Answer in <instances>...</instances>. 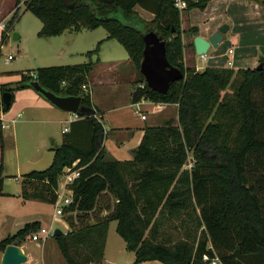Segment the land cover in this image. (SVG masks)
<instances>
[{
	"label": "trees",
	"instance_id": "1",
	"mask_svg": "<svg viewBox=\"0 0 264 264\" xmlns=\"http://www.w3.org/2000/svg\"><path fill=\"white\" fill-rule=\"evenodd\" d=\"M209 1L185 0L186 7L179 10L174 0H23L41 22L38 36L103 27L106 39L119 42L138 72L131 102L177 104V123L169 119L162 126L145 127L129 160L105 155L97 108L89 116L78 112L61 143L52 145L50 164L22 175L23 200L54 205L64 169L73 163L79 169L69 186L72 203L63 208L67 230L54 237L65 264H101L108 225L114 220L126 250L134 253L131 264H206L204 254L217 256L222 264H264V60L261 69L206 66L198 71L184 65L181 15L205 9ZM19 3L14 0L16 8ZM137 7L152 18L140 16ZM150 31L165 41L167 61L184 75L165 93L149 89L139 72L143 36ZM6 37L1 32L2 42ZM97 47L86 54L91 56ZM93 65L38 67L18 72L14 83L19 89L37 81L56 94L80 96L82 105L92 107L88 80ZM10 84L0 83V101ZM0 104L3 112L10 107ZM3 148L0 123V195ZM188 154L194 160L190 172L181 170ZM189 208L196 227H203L197 242L184 239L169 247L151 241L162 215L173 218ZM39 226V221L27 222L5 236L0 252L7 244L19 245Z\"/></svg>",
	"mask_w": 264,
	"mask_h": 264
},
{
	"label": "rangeland",
	"instance_id": "2",
	"mask_svg": "<svg viewBox=\"0 0 264 264\" xmlns=\"http://www.w3.org/2000/svg\"><path fill=\"white\" fill-rule=\"evenodd\" d=\"M136 11L147 20L152 18L149 13L139 8ZM0 24H4V29H0V83L12 84L18 81V72L21 71H32L44 66L73 65L92 61L94 65L89 77L91 82H93L95 99L100 101L103 106L109 108L114 105L113 101L115 100V95L110 89L111 85L108 83L111 76L121 80L125 75L127 67L132 65L133 71L136 74L134 81L138 79V72L133 64H130L126 50L116 40L106 39L107 31L103 27L77 32L64 30L65 32L62 35L49 37L38 36L37 33L41 28V22L26 8L23 0H20L17 8L14 5V0H0ZM1 32H5L7 36L4 42L1 41ZM14 32L19 34L17 38H13ZM70 33L71 36H67ZM188 46L192 48V42ZM96 47L97 51L91 56L86 54V52L92 51ZM8 54L12 58L8 62H5ZM195 60L196 65L204 64L198 55ZM115 61H117L116 64L118 63L117 68L119 70L116 72L109 71V64ZM6 73L11 74L8 75ZM20 93L18 91L15 93L10 107L2 112L5 121L9 122V127L3 128V163L4 161L7 163L6 172L9 174L17 170L23 173L33 169H44L52 160L50 143L43 136V125H12L11 118L16 116L17 113L25 112L23 101L19 97ZM141 110L147 116L145 127L162 126L169 119H173L174 124L177 123V118L173 117L176 113V106L167 110L165 109V113H158L159 118L156 119V122H153L146 107L139 108V111ZM128 114L131 115V110L128 111ZM160 115H164V117ZM135 119L136 121L140 119L139 114ZM58 128L60 127H57V130ZM107 143L110 144L109 141ZM101 148L104 150L103 144H101ZM193 163L194 160L188 154L181 170L190 172ZM8 188L10 191L17 188V182L13 180V177L8 180ZM57 188L58 190L61 189V180L57 182ZM13 201L9 200V203L12 204ZM36 201H30L27 210H23L22 212H18L17 210V213L15 212L12 218H6L3 209L0 208V240L7 234H13L18 228L23 226L24 222L38 218L42 222L41 226L50 227L51 233L55 229H60L62 232L66 230V223L62 217H53L55 204L42 201H38V203ZM189 213H191L190 208L187 211L179 212L173 218L167 217L165 214L162 215L158 221L157 230L150 236L151 241L165 244L169 247L184 239H187L191 243L197 242L199 232L203 227L199 226L197 228L189 217ZM114 233L116 234L115 231L109 232L105 256L111 260L108 258L106 260L114 262L113 264H131L134 260V254L125 249L122 240H119L121 241L119 242L114 239ZM29 234L19 244L22 249L24 246H27L26 243L31 244L30 246L38 256L41 264H62L63 258L52 234L37 242L31 241ZM23 264H34V261L27 256V261Z\"/></svg>",
	"mask_w": 264,
	"mask_h": 264
},
{
	"label": "crops",
	"instance_id": "3",
	"mask_svg": "<svg viewBox=\"0 0 264 264\" xmlns=\"http://www.w3.org/2000/svg\"><path fill=\"white\" fill-rule=\"evenodd\" d=\"M260 1L261 2H256L254 0H210L203 10L193 8L187 12H183L181 15V28L183 30L182 55L184 65L186 67H195L196 70L200 71L206 66L219 68L229 67L237 70L242 68H255L261 63V59L264 60V0ZM139 9L142 10L141 8ZM223 23L228 25V30L223 34L222 41L217 47H210L207 50L206 58L202 60L204 62L203 65H196L195 59L197 54L194 50L193 38L196 35L207 38ZM64 32L65 31L60 35L64 34ZM67 36H71V33ZM190 42H192L193 49L188 46ZM229 49H232V53L228 52ZM227 61H231V64L228 65ZM116 62L117 61L109 64V71L116 72L119 70L117 68L118 63L116 64ZM130 64H132L131 61ZM135 77L136 74L133 71L132 65L127 67L125 75L121 80L111 76L108 83L111 85L110 89L115 95V100L113 101L114 105L109 108L103 106L100 101L95 99L93 82H91L90 77L88 80L92 108H97L101 113L100 121L105 134L102 143L105 155L116 160L131 159L133 157V151L137 148L142 138L146 119H141L140 114L135 113V109L146 107L153 122H156V119L159 118L158 115L165 113V109L167 110L168 108L176 106V113L173 117L177 118V104L154 103L146 99H141L135 103L131 102ZM17 91L21 92L19 97L21 101H23L25 112L17 113L20 114V116L16 114V116L12 117V125L16 126L17 124H22L31 126L34 124H41L44 126L43 136L49 141L50 149L53 144H60L63 133L69 130L70 123L77 120L79 118L78 115L75 116L70 112L58 109L31 87H23L16 89V91L14 90L12 101ZM129 110H131V115L128 114ZM140 113H142V110ZM138 114L140 119L136 121L135 118ZM160 116L164 117V115ZM57 127L60 128L57 130ZM64 128L67 129L64 130ZM107 141H109L110 144L107 143ZM6 164L7 163L4 161L2 171L4 178L3 194L0 195V208L3 209L6 218H12L17 210L18 212L27 210L30 201L34 200H23L20 197V180L22 175L27 172L21 173L17 170L9 174L6 172ZM11 177L17 182V188L13 191H10L8 188V180ZM9 200L14 201L11 204ZM31 221H39L40 224L42 223L39 218ZM27 222H24L23 225ZM116 224L117 222L115 220L109 222L103 252V261L101 264L114 263L107 261L106 258L108 257L105 256V249L110 231H115L117 235L115 233L113 234L115 237L114 239L118 241L122 240L124 247L126 246L124 240L116 231ZM26 245L27 246L23 247V250L27 256L33 259L34 264H41L38 256L30 246L31 244L26 243ZM63 262L65 264L64 259L61 263L63 264ZM157 262L159 261L147 260L138 264H157Z\"/></svg>",
	"mask_w": 264,
	"mask_h": 264
},
{
	"label": "water",
	"instance_id": "4",
	"mask_svg": "<svg viewBox=\"0 0 264 264\" xmlns=\"http://www.w3.org/2000/svg\"><path fill=\"white\" fill-rule=\"evenodd\" d=\"M228 30L226 23L221 24L216 31L209 37L204 38L196 35L193 38V46L197 55L206 54L210 47H217L223 39V34ZM18 33H13V38H17ZM144 49L142 60L139 65V72L143 76L144 81L149 89L159 93H165L170 84L184 77L183 73L175 66L171 65L166 59L165 41L155 32L150 31L144 34ZM256 69H261L262 64L259 63ZM31 88L40 93L52 105L60 110L70 112L77 115L78 112L85 116L93 115L92 107L81 104L80 96L59 95L50 90L43 88L37 81L30 82ZM17 84L8 85L7 90L1 94V101L8 108L11 104L12 93ZM60 229H55L53 237L62 235ZM27 261V255L17 243L7 244L1 253L0 264H23Z\"/></svg>",
	"mask_w": 264,
	"mask_h": 264
},
{
	"label": "built area",
	"instance_id": "5",
	"mask_svg": "<svg viewBox=\"0 0 264 264\" xmlns=\"http://www.w3.org/2000/svg\"><path fill=\"white\" fill-rule=\"evenodd\" d=\"M174 6L178 8L179 10H182L186 7V2L185 0H174ZM0 29L1 30L4 29V24H0ZM228 52L232 53V49H229ZM11 58L12 56L8 54L7 57L5 58V62H8ZM199 58L201 60H204L206 58V54H200ZM227 64L230 65L231 61H227ZM139 86L143 88L144 83H140ZM81 89L83 92H87V87L85 85H82ZM2 112L3 111L1 109V104H0L1 127L7 128L9 127V122L5 121V119L3 118ZM135 113H139L141 119H146V115L143 113H140L138 108L135 109ZM17 115L20 116V114H17ZM66 129L67 128H64V130ZM74 165L75 163H73L72 167L65 168L62 175L58 178V181L61 180V189L60 190H58V188L56 189L57 201L55 202L56 206H55V211L53 213V217L61 216L63 219V208L72 203V194H71L72 192L69 186L72 183V181L79 175V169L75 168ZM66 230L63 232V234H65ZM53 232L51 233L50 227H45V226L40 225L36 231H33L29 234V239L31 241L37 242L39 240L47 238L48 236H51V234L53 236ZM202 259L206 264H222L217 256L209 257L208 255L204 254Z\"/></svg>",
	"mask_w": 264,
	"mask_h": 264
}]
</instances>
